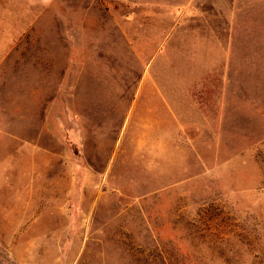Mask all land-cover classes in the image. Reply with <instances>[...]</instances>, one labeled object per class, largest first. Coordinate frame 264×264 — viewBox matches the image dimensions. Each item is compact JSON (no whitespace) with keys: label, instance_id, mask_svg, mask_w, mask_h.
<instances>
[{"label":"rangeland","instance_id":"1","mask_svg":"<svg viewBox=\"0 0 264 264\" xmlns=\"http://www.w3.org/2000/svg\"><path fill=\"white\" fill-rule=\"evenodd\" d=\"M201 2L0 0V264H264V1L222 110Z\"/></svg>","mask_w":264,"mask_h":264},{"label":"crops","instance_id":"2","mask_svg":"<svg viewBox=\"0 0 264 264\" xmlns=\"http://www.w3.org/2000/svg\"><path fill=\"white\" fill-rule=\"evenodd\" d=\"M263 1L264 0H257V2H253L252 0H244V3H242V10L237 14H233L232 11L233 0H203V2H201L204 5L211 6V4H213L218 7L219 13L217 11L215 12V14L217 15L221 12H224L226 8L233 15H231V18L226 21H223L222 19L221 23H215L217 41L213 43V46L211 48V58L209 59V61H207V63H204L203 65H201L200 62L197 61V64L200 68V73H203V77L201 78V76H199L198 80L195 82L196 84L202 86V88L199 90L200 92H202L201 98L199 100H195L194 102V100L188 98V94H185V97H183V95L181 94V97L176 96L180 97V99H185V102H187V106L189 109L198 108V110H207L208 108H214L217 106L222 110L225 107V98L227 97L231 87L234 85H240V64H238L237 60L235 59L234 53L236 46L237 51H239V48L241 50L243 49L244 41L236 38L237 28H244L243 23H245V17H247L248 15L252 17L256 16L252 15L251 13H247V8H251V5ZM203 14H205V11H203L202 15ZM240 21L241 27H237V23H239ZM213 69L215 71H213ZM217 69L225 70V77L219 78L217 76H213V72L217 74ZM189 83L192 84L193 82ZM222 84H224L225 86Z\"/></svg>","mask_w":264,"mask_h":264}]
</instances>
